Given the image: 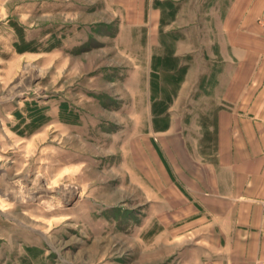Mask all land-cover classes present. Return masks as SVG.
I'll list each match as a JSON object with an SVG mask.
<instances>
[{
	"label": "rangeland",
	"instance_id": "obj_1",
	"mask_svg": "<svg viewBox=\"0 0 264 264\" xmlns=\"http://www.w3.org/2000/svg\"><path fill=\"white\" fill-rule=\"evenodd\" d=\"M232 1L0 0V264H177L158 114ZM184 87L175 113L209 123Z\"/></svg>",
	"mask_w": 264,
	"mask_h": 264
},
{
	"label": "crops",
	"instance_id": "obj_2",
	"mask_svg": "<svg viewBox=\"0 0 264 264\" xmlns=\"http://www.w3.org/2000/svg\"><path fill=\"white\" fill-rule=\"evenodd\" d=\"M219 17L216 40L189 63L154 138L155 173L147 171L159 236L177 264L264 262V0H233ZM185 85L188 97L198 94L181 108L210 110L209 123L175 113ZM187 128L209 130L214 147L205 139L201 150Z\"/></svg>",
	"mask_w": 264,
	"mask_h": 264
},
{
	"label": "trees",
	"instance_id": "obj_3",
	"mask_svg": "<svg viewBox=\"0 0 264 264\" xmlns=\"http://www.w3.org/2000/svg\"><path fill=\"white\" fill-rule=\"evenodd\" d=\"M178 68V69H177ZM176 69H174V71H172V78L173 77H176V75L177 74H179V75H181L182 76V74L184 73L183 72V68L182 67H180V66H178ZM180 71H182V72H180ZM168 102V101H167ZM167 110H168V107H167V105H166V107H164V111L159 115L158 114V116L160 117V118H162V120L163 121H166V124L164 123V127H163V129L164 128H166V126H167V124H168V112H167ZM207 142H210L211 143V146L212 147H214V140H213V137L211 136V134H210V138H208L207 140H206Z\"/></svg>",
	"mask_w": 264,
	"mask_h": 264
},
{
	"label": "built area",
	"instance_id": "obj_4",
	"mask_svg": "<svg viewBox=\"0 0 264 264\" xmlns=\"http://www.w3.org/2000/svg\"><path fill=\"white\" fill-rule=\"evenodd\" d=\"M263 204H264V202H263ZM256 264H264V262H260V263H256Z\"/></svg>",
	"mask_w": 264,
	"mask_h": 264
},
{
	"label": "bare ground",
	"instance_id": "obj_5",
	"mask_svg": "<svg viewBox=\"0 0 264 264\" xmlns=\"http://www.w3.org/2000/svg\"><path fill=\"white\" fill-rule=\"evenodd\" d=\"M31 199V198H30Z\"/></svg>",
	"mask_w": 264,
	"mask_h": 264
}]
</instances>
